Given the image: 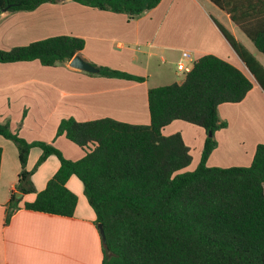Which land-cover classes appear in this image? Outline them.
Wrapping results in <instances>:
<instances>
[{
	"label": "trees",
	"instance_id": "trees-1",
	"mask_svg": "<svg viewBox=\"0 0 264 264\" xmlns=\"http://www.w3.org/2000/svg\"><path fill=\"white\" fill-rule=\"evenodd\" d=\"M60 0H0V15L30 12ZM103 11L136 18L162 0H73ZM264 55V0H210ZM220 31L246 69L215 55L194 62L181 83L151 88L149 125L111 118L80 122L63 119L57 137L77 146L83 157L70 160L55 146L29 143L0 122V135L12 141L21 165L18 183L6 209V223L19 210L73 218L78 196L67 182L76 176L103 225L106 243L102 264H264V144L256 148L248 167H210L217 147L216 132L227 127L219 116L224 104H239L257 82L264 91V66L224 26ZM85 47L82 38L56 36L11 50H0V63L38 61L44 67L70 63ZM100 76L130 81L143 77L99 67ZM181 121L203 129L201 160L193 171V157L182 135H164L170 124ZM42 149L35 167L27 170L30 152ZM3 149L0 148V169ZM55 155L60 168L46 188L37 192L32 175ZM17 193H37L32 203Z\"/></svg>",
	"mask_w": 264,
	"mask_h": 264
},
{
	"label": "crops",
	"instance_id": "crops-1",
	"mask_svg": "<svg viewBox=\"0 0 264 264\" xmlns=\"http://www.w3.org/2000/svg\"><path fill=\"white\" fill-rule=\"evenodd\" d=\"M205 3L216 9L217 16L206 9ZM216 22L238 42L241 43L240 35L251 41L210 0H162L156 8L136 18L82 6L73 0L43 4L30 12L4 11L0 15V50L56 36H74L85 41L80 56L96 68L109 67L145 80L103 77L100 71L88 73L72 68L70 63L57 67H44L38 61L0 63V122L9 123L29 143L51 144L65 158L79 160L83 152L64 136L57 137L60 122L68 118L80 122L111 118L149 125V90L165 85L160 82L169 74L166 66L178 63L183 52H189L194 61L215 55L243 70L240 58ZM251 43L255 52L264 56ZM219 116L227 127L216 132L218 145L208 166H250L257 146L264 144V91L254 82L241 103L222 105ZM176 133L191 149L194 157L190 166L194 170L201 160L207 134L181 121L164 129L166 136ZM0 148V264H102L103 241L96 213L76 176L67 182L78 196L73 218L21 209L6 223L7 205L16 189L21 165L16 145L1 135ZM42 153L39 147L31 150L28 171ZM60 165L58 157L52 155L35 171L32 182L37 192L46 188ZM36 197L37 193L22 194L19 206L34 202Z\"/></svg>",
	"mask_w": 264,
	"mask_h": 264
},
{
	"label": "rangeland",
	"instance_id": "rangeland-1",
	"mask_svg": "<svg viewBox=\"0 0 264 264\" xmlns=\"http://www.w3.org/2000/svg\"><path fill=\"white\" fill-rule=\"evenodd\" d=\"M206 5V9L213 13L214 15H216V9H214V7H212L211 5L205 3ZM217 16V15H216ZM240 41L241 43L246 46L249 50L255 52V49L253 47V44L251 43V41H249L244 35H240ZM256 56L258 57L259 61L264 65V56L262 55H259L255 52ZM192 59H194V57L192 56ZM240 60V59H239ZM242 62V61H240ZM189 65H192V63H188ZM243 64V63H242ZM244 68L246 69L245 65L243 64ZM166 70L167 72H169V74L166 75V77L164 79L161 80L160 83H163L165 85H170L172 83H175V82H181L185 79L186 77V73L185 72H182V71H179L178 70V64L177 63H169L167 66H166ZM247 70V69H246ZM193 156V154H192ZM194 157V156H193ZM194 168V167H192ZM196 169V168H194ZM186 171H193L191 170V166L189 167V169H187Z\"/></svg>",
	"mask_w": 264,
	"mask_h": 264
},
{
	"label": "water",
	"instance_id": "water-1",
	"mask_svg": "<svg viewBox=\"0 0 264 264\" xmlns=\"http://www.w3.org/2000/svg\"><path fill=\"white\" fill-rule=\"evenodd\" d=\"M4 11H6V10H4ZM70 66L72 68H74V69L85 71V72H88V73H99V71H100L98 68H96L90 62L86 61L80 55L74 57V59L70 62ZM16 197L17 198H21L22 194L21 193H17ZM98 229H99V232L101 234L102 241L104 243H106V235H105V231H104L103 225L102 224L98 225Z\"/></svg>",
	"mask_w": 264,
	"mask_h": 264
},
{
	"label": "built area",
	"instance_id": "built-area-1",
	"mask_svg": "<svg viewBox=\"0 0 264 264\" xmlns=\"http://www.w3.org/2000/svg\"><path fill=\"white\" fill-rule=\"evenodd\" d=\"M194 62L195 61L192 59V55L189 52H183L180 60L177 63L178 70L187 74L192 70ZM188 63H192V65H189Z\"/></svg>",
	"mask_w": 264,
	"mask_h": 264
}]
</instances>
